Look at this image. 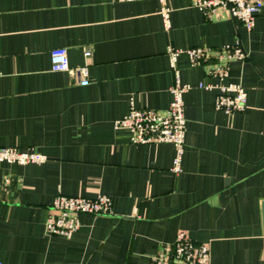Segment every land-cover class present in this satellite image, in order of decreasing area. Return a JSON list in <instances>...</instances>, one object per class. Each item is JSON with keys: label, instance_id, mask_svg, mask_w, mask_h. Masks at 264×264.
Instances as JSON below:
<instances>
[{"label": "crops", "instance_id": "crops-1", "mask_svg": "<svg viewBox=\"0 0 264 264\" xmlns=\"http://www.w3.org/2000/svg\"><path fill=\"white\" fill-rule=\"evenodd\" d=\"M194 1L167 0L166 30L158 0H0V147L47 157L0 162V264H150L178 231L209 243L211 264H264V6L249 32ZM237 41L247 58L230 64L224 83L246 89L243 112L216 110L218 90L197 86L220 81L186 54L178 61L193 87L182 173L170 170L173 145H135L115 129L132 105L168 108L169 47ZM56 48L67 50L66 72L52 69ZM59 193L108 195L112 213L82 215L70 239L47 235Z\"/></svg>", "mask_w": 264, "mask_h": 264}, {"label": "built area", "instance_id": "built-area-1", "mask_svg": "<svg viewBox=\"0 0 264 264\" xmlns=\"http://www.w3.org/2000/svg\"><path fill=\"white\" fill-rule=\"evenodd\" d=\"M114 2H131L134 0H112ZM166 30H170L171 8L167 0H158ZM194 6L200 9L207 18L220 11H228L230 16L241 23L249 32L253 31L256 19L261 13L264 0H195ZM182 54H186L192 67L203 66L207 75L220 81V84L200 83L199 89H217L214 107L226 114L243 112L247 107L246 89L236 83H224L230 76V64L243 61L247 53L241 43L227 45L220 49L193 47L185 51L169 47L168 56L174 76L170 88L171 101L168 108L159 111L150 108L131 106L129 113L115 121V129H126L130 132L131 142L135 145L171 144L175 148L171 172L179 175L183 171L182 163L185 153L187 121L185 117L184 95L193 87L183 84L177 64ZM86 56L90 52L85 53ZM50 61L53 71L69 70L67 50L56 48L51 51ZM86 76V68L79 69ZM88 85L85 79L81 83ZM47 157L34 151H23L12 147H0V162L17 165L42 164ZM112 213V199L100 194L94 199L81 196L56 195L45 223V233L50 236H61L67 239L81 227L82 215H109ZM150 264H211L209 243L194 241L184 231H178L172 243L161 244L151 256Z\"/></svg>", "mask_w": 264, "mask_h": 264}]
</instances>
